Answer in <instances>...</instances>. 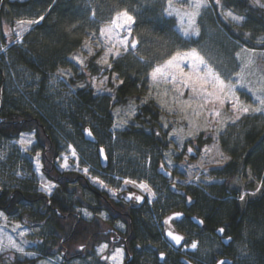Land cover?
<instances>
[{"label":"trees","instance_id":"16d2710c","mask_svg":"<svg viewBox=\"0 0 264 264\" xmlns=\"http://www.w3.org/2000/svg\"><path fill=\"white\" fill-rule=\"evenodd\" d=\"M166 1L0 0V147L4 153L10 151L5 159L0 156V209L8 214L21 210L35 222L49 225L51 234L41 241L40 255L59 251L68 261L107 241L125 246L139 259L135 249L138 245L143 248L147 242L157 244L162 238V228L150 220L152 210L146 202L133 207L130 202L113 199L82 175L57 169L58 134L65 131V121L79 131L83 141H88L83 129L89 126L96 137L92 144L103 143L100 131L112 126V107L135 99L137 113L127 128L117 131L112 147L117 152L118 164L112 165L109 160L101 168L111 174L145 179L146 159L155 160L156 154L158 163L159 152L166 148L167 139L160 126V107L151 99L140 103L148 88L150 71L175 52L190 48L223 56L236 50L239 43L264 49V39L260 38L264 36V7L255 5L253 0H220L219 4L208 0L209 7L200 18L201 31L197 37H184L179 32L176 18L165 14ZM219 5L244 16L243 24L225 20ZM125 9L135 19V50L113 60L109 68L99 65L96 57L88 59L86 64L90 75L116 74L123 83L114 86L112 97L98 96L88 84L75 88L68 98L61 97L52 84L53 75L59 68H74L70 56L87 38L97 37L102 26ZM19 19L35 23L21 41H14L3 25L13 27ZM260 61L264 71V57ZM69 81L73 82L71 78ZM250 119L238 122L240 136L231 137V148L227 149L230 159L216 170L221 180L209 184L207 193L186 189V198L172 186L167 187V192L177 198L176 202H182L177 209L202 214L203 227L189 221L196 229L215 233L217 227H224L232 240L228 246L222 243V256L230 258L231 264H264V122ZM24 132L35 135L30 153H22L11 143ZM108 136V142L112 143V136ZM35 151L41 152L44 172L57 183L50 196L37 191L31 182L16 177L15 173L10 174L24 167V163L32 173L30 156ZM158 175L168 183L159 172ZM76 186L84 188L95 200V206L91 207L88 201L86 205L94 213L104 209L125 228L110 226L98 217H83L79 209L83 203L76 196ZM30 206L31 209L24 210ZM246 229L250 233L248 252L236 259L231 244ZM149 258L161 262L159 253L153 249L148 252ZM32 262L18 259L14 263Z\"/></svg>","mask_w":264,"mask_h":264},{"label":"rangeland","instance_id":"374dc122","mask_svg":"<svg viewBox=\"0 0 264 264\" xmlns=\"http://www.w3.org/2000/svg\"><path fill=\"white\" fill-rule=\"evenodd\" d=\"M253 2L257 6L264 4V0H259V4L255 0ZM206 3L207 7L201 8L200 15L195 17V25L190 26L188 17L183 14L193 11V9L188 7L187 3H182L181 0H173L174 8L179 9L180 14L172 16L176 18L177 29L184 37L198 36L193 34V27L198 28L200 33V18L203 17L209 7L208 0H206ZM167 7L166 1L165 9ZM229 11L243 19L237 21L232 20L231 17H226L225 14ZM219 12L225 20L236 25H241L244 22V16L221 5H219ZM28 21L32 20L19 19L13 27L3 25V30L13 35L14 41H21L26 31L21 32L18 36L17 32H20V29L17 25L19 22H24V26L28 30L31 26V24L27 23ZM108 25L109 23L103 25L102 28H106ZM133 28L134 23L131 25V35H128L124 30H120V38L127 35L129 42L133 39L136 40L133 35ZM185 29L189 31L188 35H185ZM260 38L264 39V36ZM113 39L102 37L100 33L97 37L91 36L87 38L84 44L70 56L75 65L74 68H59L56 71L52 77V84L57 87L61 97L68 98L75 88H81L87 84L93 87L98 96H113L114 86L121 82L117 75L113 74L109 77L106 74H97L93 76L88 73L86 66L87 60L91 57H96V62L101 60L105 55L106 48L112 46ZM106 41L107 43H105ZM238 45L236 50L230 51L228 52L230 53L229 55H226V53L224 56L217 55L215 52L208 54L200 48L178 51L183 54L195 49L196 53L204 61V64H199L198 60L190 57L184 58L179 60L180 67L183 68L184 73H189L192 71L193 64H199L201 76L210 68L226 84L230 82L235 86V96L239 98V104L251 106L252 108L262 107L257 97L264 98V71L260 66V59L264 57V49L251 48L242 43ZM116 47L120 48L121 54L119 56L130 50H135L130 45L126 51L119 44ZM74 57L83 61V64L73 59ZM118 57L108 55L109 64L111 65L113 60ZM171 57L157 64L154 68L164 65ZM249 60H251V63H249ZM98 64L109 68L108 64ZM205 65H207V68H205ZM152 70L149 73V84L146 94L142 97L140 103L151 99L160 107V126L166 132L167 139L166 148L163 152H159L161 160L158 163L155 161H158L159 155L155 154V160L152 161L149 158L146 159L147 178L134 179L111 174L105 172L101 168L100 163L99 149L103 148L107 160H111L110 163L117 166V152L115 149L112 150V147L115 144L117 131L127 128L137 113L138 102L135 99H131L125 105L112 107L113 124L107 130L108 132L103 129V131H100V140L103 143L99 142L93 145L92 142L83 141L79 131L65 121L63 123L65 125V133L58 134L60 154L56 158L55 164L61 172L71 171L76 172L77 175H82L91 184L106 191L115 200H124V197L132 189L142 193L146 197L145 205H148L152 210L150 220L159 227H163L168 215L179 210L176 206L181 205L182 202H176L177 198L167 192L169 185L159 177L157 170L164 166L173 173V180L169 184L175 183L178 188L183 190H201L207 193L209 184L221 180V178L217 177L216 170L223 167L230 159L227 149L231 148V141L233 140L231 137L240 136L238 133L240 131L238 122L247 117L251 118L250 120L255 118L257 122H264V111L243 113L239 110V105L234 109L232 96L225 93H219V100L216 99L215 95L207 96L206 93H215L216 91L211 84L205 86V95H198L199 87H197V92H193L190 86H186L185 81L188 78L182 75L179 69H171L172 74L167 77V80L158 77L157 81L152 80ZM77 75L81 76L78 77ZM173 75L175 76V81H173ZM70 78L73 81L72 83L69 81ZM101 81H103V84L100 83ZM220 100L223 101V104H221ZM87 127L90 129L89 126ZM90 131L93 133L91 129ZM108 135L112 136V143L108 142L110 141ZM21 141H24V143H21ZM35 141L33 132H24L11 143L18 147L22 153H30L33 150ZM73 149L76 153L75 156L72 155ZM189 149H191V152H189ZM9 153V149L4 153L0 147L2 159H5ZM30 159L33 167L32 173L28 171L27 164L24 163V167L10 174L13 175L12 173H15L16 177L31 182L37 191L47 196L52 195L57 183L44 172L41 152L35 151L30 156ZM65 159L67 160V167H63ZM84 169L88 170L87 173L84 172ZM125 180L136 181V185L125 184ZM140 183L148 185L154 195L138 187L137 185ZM42 185L52 186L51 192L44 190ZM74 191L77 198L83 203V205L79 206L83 217L88 219L98 217L108 221L110 226L125 228V225L120 220L112 218L106 210H97V213H94L91 208L86 206L87 201L91 207L95 206V200L84 188L76 186ZM27 208L31 209L32 206L25 207L24 210H27ZM174 225L177 230L185 233V244L176 251L162 236L157 244L147 242L143 248L140 245L135 248L136 255L139 258L138 261L143 264H180L179 259L184 256L192 260L194 264H215L224 254L222 253L224 245L220 238L216 236V233L196 229L187 219L175 221ZM50 234L49 225L35 222L26 212L22 213L20 210L14 214H8L3 209H0V264H15L14 262L18 259H31L33 261L32 264H117V262L110 259L117 249L123 251L122 261L119 264H124L126 258L124 247L111 245L107 241L96 244L93 249L85 252L83 256L73 257L68 261L63 258L62 253L59 251L51 255H40L39 253L42 252H40L41 241L44 240V236H49ZM249 239L250 233L246 229L242 231L238 240L232 242L231 248L237 254L236 259H241L247 255ZM193 242H197L198 246L196 249L191 248ZM104 245H107V247L101 252L100 249ZM150 249L158 253H165L166 256H164L163 261L158 262V260L154 261L151 258L148 260Z\"/></svg>","mask_w":264,"mask_h":264},{"label":"snow or ice","instance_id":"6c2138e0","mask_svg":"<svg viewBox=\"0 0 264 264\" xmlns=\"http://www.w3.org/2000/svg\"><path fill=\"white\" fill-rule=\"evenodd\" d=\"M182 3H187L188 7L192 8L193 11L191 12H185L183 15L188 17L189 20V25L190 26H194L195 25V17H197L198 15H200V10L201 8L207 7V3L206 0H181ZM256 3L259 4V0H255ZM216 3L219 4L220 0H216ZM167 4L168 7L165 9V12L167 15L172 16V15H179L180 14V10L179 9H175L174 5H173V0H167ZM260 7H264V4H260ZM226 17H231L232 20H242V17H238L233 15L232 12H227ZM41 19H43V17H41ZM28 24H32L35 23V21H28ZM135 23V19L132 15L129 14L128 10H122L119 11L115 14V16L112 18V20L109 22V25L106 28H102L100 30V35L102 37H107L108 39H113V43L111 47H107L105 50V55L101 58V60L97 61V63H104V64H108L109 67H111V65L108 62V55H112L113 57H118L121 52H120V48L116 47L117 44H119L120 46H122L124 48V50L126 51L129 47V45L132 48H135L137 45V41L135 39H133L132 41L129 42L128 40V36H124L123 38H120L119 35V31L120 30H124L128 33V35H131V25ZM17 27L20 29V32H17V35L19 36L21 32L23 31H27V28L24 26V22H19ZM193 34H199V29L198 28H194L192 29ZM185 35L189 34L188 29L184 30ZM87 43V42H86ZM107 43V41L105 42ZM113 49H115V51H113ZM90 50V49H89ZM91 51V50H90ZM239 55V54H237ZM192 58L195 60L199 61V64H204L203 58L200 57L195 49H193L191 52L188 53H179L177 52L175 55H173L169 60L166 61V63L162 66H158L156 68H154L151 72V77L153 81H157L158 77L167 80V77L169 75H171V69H179L180 73L182 75L187 76L188 80L185 81L186 86H190L191 90L193 92H197V87H199V92L198 95H205V86L208 84H211L212 88L215 89V93L213 92H208L206 93L207 96H213L215 95L216 99L219 100L220 96L219 93H225L226 95H231L232 99H233V108L236 109L237 106L239 105V110L243 113H248L249 111L252 112H260V111H264V98L261 97H257V100L259 102V104L262 107H258V108H252L251 106H244L242 104H239V98L235 96V86L233 84L229 83H225L224 80L220 79V77L213 73L212 70L210 68L207 69V71L205 72V74L203 76L200 75V67L199 64H193L192 65V71L189 73H184V70L182 67H180V63L179 60L184 59V58ZM73 59L78 60L79 63L83 64V61H80L77 57H74ZM249 63H251V60H249ZM205 68H207V65H205ZM194 77V79H193ZM105 79H107V77H105ZM173 81H175V76L173 75ZM190 82V83H189ZM101 84H103V81L100 82ZM121 83H123L121 81ZM221 104H223V101L220 100ZM171 110V109H170ZM217 115H219V113H217ZM239 118V117H237ZM87 134L91 137L92 133L90 131L87 132ZM21 143H24V141H21ZM30 143V141H29ZM25 151H27V149H25ZM101 153H103V149L100 150ZM189 152H191V149H189ZM75 150L73 149L72 151V155L75 156ZM39 155V154H37ZM67 160L65 159V163L63 165V167H67ZM163 167V166H162ZM87 169H84V172L87 173ZM125 184H133L136 185V181H130V180H125L124 182ZM138 187H140L142 190L148 191L150 194H153L151 192V189L148 187V185L144 184V183H140L139 185H137ZM51 187L49 185H42V188L48 192H51ZM154 195V194H153ZM129 198H132L131 195L129 196ZM137 200L142 199V197H136ZM244 197L241 196V200H243ZM87 214V213H86ZM182 214L180 213H175L173 215V217H170L169 220H166L165 223H169L172 219L178 218L179 216H181ZM202 223V221H201ZM221 233H223L224 229L221 228L219 230ZM167 236L174 241V243L176 245H180L181 242L183 241V237L179 234L174 233L173 231L169 230L167 232ZM15 246V245H13ZM197 242H193L191 244V248L192 249H196L197 248ZM107 245H104L101 247L100 251L103 252L104 248H106ZM164 254L161 253V258H163ZM122 257H123V251L120 249H117L115 254H113L110 259H112L113 261L117 262V264H119L120 261H122ZM218 264H226V261H219Z\"/></svg>","mask_w":264,"mask_h":264},{"label":"water","instance_id":"95a60500","mask_svg":"<svg viewBox=\"0 0 264 264\" xmlns=\"http://www.w3.org/2000/svg\"><path fill=\"white\" fill-rule=\"evenodd\" d=\"M88 131H90V129H89L88 127L85 128V129L83 130L84 138H85L86 140L90 141V142H96V137H95V135L90 131V132L92 133V136L90 137V136L87 134ZM101 149H103V148H100V149H99L100 162H101V166H102L103 168H105V167L107 166V164H108V160H107V157H106V155H105V153H104V149H103V153H101V151H100ZM158 172H159L161 175H163V176H164L169 182L172 181V179H173V173H172L170 170L166 169L164 166L161 167V168H159V169H158ZM172 189L175 190V191L178 192V193H182V190L177 189V188H176V185H172ZM175 213H180V214H182L181 216H179V217L176 218V219H181V218L183 217V215H184L182 212H179V211H178V212H174V213H172V214L168 217L167 220H169L170 217H173V215H174ZM192 220H193L194 222L198 223L199 225H202V223H201L202 220H201L200 218L194 216V217H192ZM202 222H203V221H202ZM221 228H223V226H220V227H218V228L215 229V233H216L218 236H222V234H223V233H221V232L219 231ZM223 229H224V228H223ZM169 230L173 231V232L176 233V234L181 235V236L184 238L180 245H176V244L174 243V241H172V240L167 236V232H168ZM163 236H164L165 240H166L170 245H172V247L175 248V249H180V248L184 245V243H185V236H184V234H183L182 232L178 231V230L173 226V224L171 223V221H170L169 223H167V224L164 222ZM231 240H232V237H230V236H228V237H223V238L221 239L222 243H223L224 245H226V246L229 245V243L231 242ZM126 253H127L128 256L125 258V260H124V264H128V262L131 260V257H132V256L129 254L128 251H126ZM161 253H163V252H161ZM161 253H159V259H160V261H162L163 258H164V256H163V258H161ZM163 254H164V253H163ZM219 261H226V264H231V263H232V260H231L230 258H227V257L220 258L215 264H218ZM180 262H181L182 264H194L190 259H188V258H186V257H181V258H180Z\"/></svg>","mask_w":264,"mask_h":264},{"label":"flooded vegetation","instance_id":"af4514ba","mask_svg":"<svg viewBox=\"0 0 264 264\" xmlns=\"http://www.w3.org/2000/svg\"><path fill=\"white\" fill-rule=\"evenodd\" d=\"M173 177H174V175H173ZM173 180V179H172ZM172 182V181H171ZM170 182L168 181V185L169 186H172V185H176L175 183H172V184H169ZM176 188L177 189H180V190H182V193H183V196L184 197H186L187 198V194L184 192L185 190H183V189H181V188H178L177 187V185H176ZM131 195V197L132 198H129V196ZM136 197H142V199H140V200H137L136 199ZM124 200L125 201H127V202H130V205L131 206H133V207H135V206H138V205H140V204H142V203H144L145 201H146V197H145V195H143L142 193H139V192H137V191H135L134 189H132L130 192H128L127 193V195L124 197ZM137 204V205H136ZM182 212L184 215H183V217L181 218V219H172L171 220V223L173 224V226L175 227V225H174V222L175 221H181V220H183V219H187L188 221H190L191 223H194V224H196L197 226H204L205 225V220H204V217L201 215H199V214H197V213H195V212H192V213H188L187 211H185L184 209H179V210H177V211H174V212ZM174 212H171L169 215H168V217L172 214V213H174ZM194 216H196V217H198V218H200L203 222H202V225H199L198 223H196V222H194L193 220H192V217H194ZM168 217H167V219H168ZM166 219V220H167ZM165 220V221H166ZM164 221V222H165ZM220 227V226H219ZM162 228V236H163V230H164V223H163V227H161ZM176 228V227H175ZM218 228V227H217ZM224 228V227H223ZM179 231V230H178ZM181 232V231H180ZM183 233V232H182ZM184 234V236H185V233H183ZM218 236V235H217ZM229 235H227V233H226V231H225V229H224V231H223V234H222V236H218L219 238H220V240L223 238V237H228ZM186 237V236H185ZM163 238H164V236H163ZM164 240H165V238H164ZM166 241V240H165ZM186 241V240H185ZM167 242V241H166ZM168 243V242H167ZM169 244V243H168ZM185 244V243H184ZM170 245V244H169ZM171 247H172V245H170ZM124 247V249H125V252L127 251L126 250V248H125V246H123ZM173 248V247H172ZM174 250H179V249H175V248H173ZM161 253V252H160ZM129 254L132 256L131 257V260L128 262V264H141L140 263V261H138V259L136 258V256H135V254L133 253V251H129ZM128 255H127V253H126V257H127ZM164 256H166V254L164 253ZM223 257H225V256H222L221 258H223ZM192 261V260H191ZM179 262H180V259H179ZM193 262V261H192ZM194 263V262H193ZM180 264H182L181 262H180Z\"/></svg>","mask_w":264,"mask_h":264},{"label":"bare ground","instance_id":"6f19581e","mask_svg":"<svg viewBox=\"0 0 264 264\" xmlns=\"http://www.w3.org/2000/svg\"><path fill=\"white\" fill-rule=\"evenodd\" d=\"M185 240H186V237H185ZM183 257H184V256H183ZM163 259H164V258H163ZM162 261H163V260H162ZM162 261H161V262H162Z\"/></svg>","mask_w":264,"mask_h":264}]
</instances>
